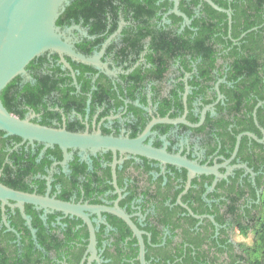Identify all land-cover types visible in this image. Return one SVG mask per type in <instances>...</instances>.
Instances as JSON below:
<instances>
[{"label": "flooded vegetation", "instance_id": "af4514ba", "mask_svg": "<svg viewBox=\"0 0 264 264\" xmlns=\"http://www.w3.org/2000/svg\"><path fill=\"white\" fill-rule=\"evenodd\" d=\"M201 6L202 3L196 6L195 15H201ZM126 8L123 3L117 13L107 12L102 28L93 27L96 20L93 17L88 22L82 17L71 19L60 26L75 51L94 59L92 64L47 51L27 65V75L21 76L19 85L36 87L37 75L42 78L49 75L48 91H39L37 100L27 89L22 107L24 118L57 130L100 133L135 141L136 145L130 150L111 147L64 150L60 144L52 146L22 137L18 140V135L7 134L10 137L0 141V149L7 153L11 177L20 176L25 188L13 189L80 207L120 208L144 232L145 244L159 238L160 246L173 240L175 247L186 241V233L193 237L201 234L205 247L214 238L228 234L231 236L228 241H234L230 228L234 217L229 212L225 214V210L238 207L245 213L247 207H255L258 200H254L249 185L257 186V178L264 174L261 147L264 140L260 142L246 133L260 139H264V133L254 116L253 122L261 135L244 129L250 116L247 108L235 112L230 106L224 88L236 86L237 81L229 79L233 61L224 60L221 52L215 61L193 59L184 46L158 45L156 34L165 30L162 27L175 25L170 18L174 2L168 11L157 14L140 16L138 12L125 11ZM190 23L183 19L176 24V33H183ZM174 49L181 54L172 53ZM240 135V146L234 155ZM244 137L248 140L241 153ZM150 150L167 156L153 155ZM253 153L258 159L263 158L260 164L257 162L260 166L245 159L246 154L253 156ZM178 161L217 167L219 175L191 170ZM263 191V187L256 190L257 194ZM17 207L12 200L3 203L0 199V227H7L6 216L14 229L7 227V230L17 232L15 241L20 240L21 233H27L24 227L33 234ZM24 207L26 213L27 207L38 212L51 241L52 236H57V243L70 242L79 249L85 245L79 264H89L90 258L92 264H109L120 256L135 259L126 245L139 246V239L128 223L111 211H86L96 233L93 256L89 251L91 231L80 216L32 203H25ZM17 210L24 219L22 229L17 227L20 221ZM221 213H224L222 225L216 219ZM31 223L33 226L32 217ZM176 224L179 226L173 231ZM33 238L37 240L34 234ZM157 245L154 246L158 248ZM212 250L221 254L215 248ZM139 252L136 258L140 261ZM152 253L157 255L154 250ZM73 255L66 249L52 253L57 264H69Z\"/></svg>", "mask_w": 264, "mask_h": 264}, {"label": "trees", "instance_id": "16d2710c", "mask_svg": "<svg viewBox=\"0 0 264 264\" xmlns=\"http://www.w3.org/2000/svg\"><path fill=\"white\" fill-rule=\"evenodd\" d=\"M219 6L232 10V28L229 34V17L225 12H221L213 8L209 3L201 0H181L180 10L185 13L191 20V23L186 25L185 31L181 34L176 33V24H179L184 17L175 13L170 14L172 22L175 24L169 26L168 29L156 34L158 45H180L187 49V52L193 59L201 58L205 61H215L221 52L224 60L233 61L232 72L229 79L236 82V86L231 89L224 88L229 98L230 106L235 112H241L243 107H246L250 116L248 123L244 129L261 132L253 122V111L259 101H264V0H213ZM125 3L127 10L138 12L141 15L145 13L157 14L160 11L166 12L173 7V2L170 0H70L65 11L60 15L57 25L63 26L70 23L71 19L79 20V17L84 18L88 22L92 17L96 18L93 25L94 28H102L105 26L103 19L107 12L117 13L119 7ZM202 3L201 15H195L196 6ZM145 18L142 16V21ZM117 27V24H114ZM168 37H171L169 40ZM225 49L227 51L223 52ZM172 53H179L175 49ZM44 75H37V86L19 85L21 76L14 78L0 93V98L9 112L24 118L23 104L27 95V89L30 91V96L33 100L39 97V91L47 92V86L50 79ZM28 87V88H27ZM45 87L46 89H43ZM257 118L260 125L264 128V104L257 109ZM250 123V124H249ZM10 137V136H9ZM7 133L0 130V141H7ZM16 139L21 140L20 136ZM248 140L244 137L242 140L241 153L244 149V143ZM261 147L264 148L263 144ZM17 154V153H16ZM15 154V155H16ZM7 153L0 149V180L4 184L19 190H25L21 186V177L14 179L10 174V164L6 161ZM252 165L260 166L261 160L264 158L257 157L256 153L253 156L247 154L244 156ZM259 160V164L257 163ZM264 174L257 178V186L252 188L254 200H258L255 207L246 208L245 213H241L238 207H227L225 214L228 212L233 215L231 232L234 229L250 230L253 234V245L251 247L243 244H238L235 241H228L231 237L221 236L220 239L214 238L208 243V247L204 245V239L201 234L197 237L184 236L186 241L178 243L172 247L173 240H168L167 243L160 246L162 243L159 238H154L158 244L156 248L152 244H146V258L149 264H264V261L254 262L252 255L258 250L259 241L264 239V191L257 194L256 190L264 188ZM19 185H18V184ZM27 213L33 219V226L37 230V240L33 238V234L27 227V233H21L19 241L17 232L8 231L5 225L0 227V264H57V259L53 258L52 253L57 254V251L63 250L69 253H75L68 259L69 264H79L81 261L82 251L75 245L66 242H58L57 236H50L45 233V227L38 212L33 207H27ZM19 222L17 227L22 229L24 219L19 210ZM0 208V222H1ZM217 221L222 225L224 223V213L216 216ZM178 224L173 227L178 228ZM214 226V225H213ZM225 233V232H224ZM70 234H67V238ZM15 241V242H14ZM130 247L132 257L135 259L124 258L123 256L116 257L109 264H140L136 258L139 252V246L126 245ZM118 247H120L118 245ZM215 251L221 254H216ZM71 249V250H70ZM157 252V255L152 251Z\"/></svg>", "mask_w": 264, "mask_h": 264}, {"label": "water", "instance_id": "95a60500", "mask_svg": "<svg viewBox=\"0 0 264 264\" xmlns=\"http://www.w3.org/2000/svg\"><path fill=\"white\" fill-rule=\"evenodd\" d=\"M170 1L174 2V8L171 12L181 15L187 23H190L191 20L188 16L179 10L181 0ZM204 1L209 3L216 10L228 14L231 32L232 10L219 6L213 0ZM68 4L69 0H0V93L14 78L27 75V65L33 59L47 51L67 54L86 64H92L94 62L93 58L75 51L69 39L64 38L61 27L57 25L60 15L65 11ZM263 104V100L259 101L254 111L257 124V109ZM261 129L264 133V129ZM0 130L5 131L8 135H18L25 140L43 141L52 146L54 144H60L64 150H67L68 147H79L82 149L111 147L130 150L136 145L135 141H122L113 137L102 136L100 133H71L34 123L29 119L21 118L9 112L1 98ZM246 134L254 137L260 142L264 140L251 132H247ZM241 138L242 135L238 137L234 155L238 152ZM150 152L156 156H167L163 152L156 150H150ZM171 159L178 160L175 158ZM178 162L194 171L219 175L217 167L197 166L184 161ZM0 199L3 203H7L9 200L16 202L17 208L21 210L24 219L27 221L35 237L36 230L32 226L31 217L25 211V203L42 205L44 207L41 208L56 209L65 214L80 216L84 222L88 224L91 231L89 251L93 253V256L96 254V233L92 220L86 211L90 209L111 211L124 219L131 227L134 235L139 239L140 262L141 264H148L146 260V244L143 238L144 232L140 230L132 221L131 217L120 208L75 206L49 196H40L15 190L6 186L1 181ZM3 209L5 210V207H3ZM4 222L9 229L14 230L7 221L6 216L4 217ZM92 261L93 258H90L89 264H92Z\"/></svg>", "mask_w": 264, "mask_h": 264}, {"label": "clouds", "instance_id": "9594fccd", "mask_svg": "<svg viewBox=\"0 0 264 264\" xmlns=\"http://www.w3.org/2000/svg\"><path fill=\"white\" fill-rule=\"evenodd\" d=\"M253 234L250 230L245 229H234L233 239L238 244L251 247L253 245ZM254 262L264 261V239L259 241L258 250L252 255Z\"/></svg>", "mask_w": 264, "mask_h": 264}]
</instances>
